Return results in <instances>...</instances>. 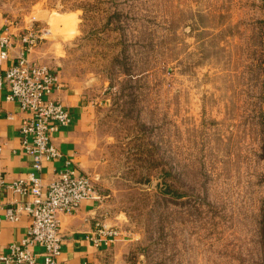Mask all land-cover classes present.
<instances>
[{
  "label": "rangeland",
  "instance_id": "obj_1",
  "mask_svg": "<svg viewBox=\"0 0 264 264\" xmlns=\"http://www.w3.org/2000/svg\"><path fill=\"white\" fill-rule=\"evenodd\" d=\"M0 9L99 103L92 181L146 264H264V0Z\"/></svg>",
  "mask_w": 264,
  "mask_h": 264
},
{
  "label": "crops",
  "instance_id": "obj_2",
  "mask_svg": "<svg viewBox=\"0 0 264 264\" xmlns=\"http://www.w3.org/2000/svg\"><path fill=\"white\" fill-rule=\"evenodd\" d=\"M29 26L30 22L26 20L14 23L0 9V35L8 34L10 38L7 54L0 57L1 76L17 53L24 49L21 35ZM61 50L57 40H46L26 53L30 61L45 63L56 71L58 84L52 90L51 99L60 102L70 116L69 124L59 127L52 136L61 156L44 162L38 173L44 185L43 192L46 184L66 168L75 176L92 173L96 181L99 177L96 171L101 164L97 154L99 103L91 99L82 83L61 70ZM8 91L5 85L0 88V254L6 252L10 243H18L26 236L31 222L26 213H21L15 221L5 216L7 207L28 199V196L15 193L7 186L27 178L34 171L32 157L20 150V128L25 113L17 101L6 98ZM101 195L103 197L99 201L84 199L75 213L60 216L62 243L58 261L65 264H146L145 250H140L138 238L117 226L120 217L113 213L107 195ZM99 223L116 226L119 234L111 242L106 241V236H101L95 243L91 233ZM30 249L36 254L34 264H44L43 248L34 244Z\"/></svg>",
  "mask_w": 264,
  "mask_h": 264
},
{
  "label": "built area",
  "instance_id": "obj_3",
  "mask_svg": "<svg viewBox=\"0 0 264 264\" xmlns=\"http://www.w3.org/2000/svg\"><path fill=\"white\" fill-rule=\"evenodd\" d=\"M42 32V31H41ZM37 31L25 29L21 35L24 49L0 75V88H8L6 98L20 104L25 117L21 121L20 150L32 157L34 171L25 179H18L7 186L15 193L28 196L23 203L6 208L5 216L18 220L21 213L31 217L26 236L18 243L12 242L6 252L0 254V264H34L36 254L30 247L37 244L43 248L44 264H65L58 261L62 236L60 216L75 213L84 199L100 200L103 196L93 184L90 173L75 176L69 168L58 172L45 186L39 176L43 164L61 156L52 142L53 133L68 125V111L58 101L51 99L52 90L58 84L56 71L45 63L32 62L28 53L38 43ZM10 46L8 34L0 35V57L7 54ZM119 234L116 226L99 223L91 238L98 243L101 236L111 242Z\"/></svg>",
  "mask_w": 264,
  "mask_h": 264
}]
</instances>
